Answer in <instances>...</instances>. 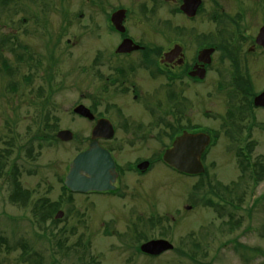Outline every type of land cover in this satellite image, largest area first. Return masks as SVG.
I'll use <instances>...</instances> for the list:
<instances>
[{
	"label": "rangeland",
	"instance_id": "rangeland-1",
	"mask_svg": "<svg viewBox=\"0 0 264 264\" xmlns=\"http://www.w3.org/2000/svg\"><path fill=\"white\" fill-rule=\"evenodd\" d=\"M3 1L0 39H8L11 28L18 26L14 35L19 43L13 53L5 43L0 47L9 68L5 72L0 63V264H264V180L253 186L237 156L242 148L251 163L264 161V109L247 105L264 90V55L245 44L239 60L226 59L227 54L234 56L233 46L241 40L229 44L223 39L201 86H189L186 126L216 136L202 157L205 175L189 178L160 161L172 141L168 109H177L170 93L156 91L148 99L153 106L145 111L131 94L111 89L99 102L104 92L89 86L93 81L87 64L104 36V14L93 3H104L108 12L121 6L135 9L141 0H52L63 6L61 17L52 13L49 18L53 36L55 31L60 36L52 53V43L41 41L44 31L25 35L23 15L12 16L9 0ZM158 12L166 16L165 7ZM194 24H187L190 30ZM92 25L98 27L95 32ZM246 32L255 33L256 28ZM92 95L96 114L116 120L115 139L122 145L116 153L122 168L118 190L74 193L69 198L62 181L72 158L86 149L91 126L72 109L80 101L87 108L93 105ZM120 103L125 104L123 114L137 120L140 133L146 132L136 146H128L125 129L118 125L120 113L114 104ZM156 103L162 107L155 113ZM61 129L70 130L72 140L56 139ZM156 154L142 176L125 170L128 160ZM15 179L25 198L10 201ZM214 191L233 204L207 205V197L218 201ZM44 201L54 209H42ZM59 210L62 220L53 222ZM152 239H165L174 250L156 257L142 255L138 246ZM78 242L86 248H78ZM182 249L193 251L195 260L183 256Z\"/></svg>",
	"mask_w": 264,
	"mask_h": 264
},
{
	"label": "flooded vegetation",
	"instance_id": "flooded-vegetation-1",
	"mask_svg": "<svg viewBox=\"0 0 264 264\" xmlns=\"http://www.w3.org/2000/svg\"><path fill=\"white\" fill-rule=\"evenodd\" d=\"M51 1L9 0L7 5L12 16L20 13L24 16L20 18V26H22L21 24L26 25L24 28L25 35H32L38 29L44 31L41 41L48 40L52 43L50 53L55 52L60 36L58 35L59 31H55L53 36L49 27V18L52 13L61 17L63 8L62 4H53ZM105 1L103 0V2ZM141 1L135 9L121 6L108 12L102 5L104 3H93V7L104 14L102 24L104 36L99 38V42H96L97 46H94L91 59L87 64L86 70L90 71L93 81L92 84L89 80V86L91 89L93 88V92H104L102 96L97 97L99 102L111 89V92L131 94V99L136 103H141L142 106L140 107L144 110L153 106L148 103V99L155 97L156 91L170 93L172 99L176 100L174 103L177 104V109L173 110L174 115L172 109L170 107L168 109L172 145L173 141L183 131L198 132L200 130L197 127L189 128L186 126L189 122L187 118L189 94L186 93L189 91V86L199 87L206 79L210 69L215 65L216 53H219L223 39H227L229 44H234L232 40H241L239 44L233 46L234 56L227 54L226 59L239 60V53L245 44H249L248 48L251 51L264 55V48L256 43V36L259 30L264 27V0H196L198 4L192 14L181 9L183 0ZM161 7L166 8L165 17L159 16L158 10ZM120 10H123L122 20L119 28H116L111 17L114 12ZM188 23H195L191 30L187 25ZM17 27L11 28L12 36L10 35L8 38L12 42L11 50L13 51L16 43H19L16 42L17 39L14 35L17 33ZM248 28H256V32L247 33ZM91 29L92 32H95L98 27L92 25ZM149 33L152 34L151 37ZM37 37L39 39L40 33ZM158 38H161L160 42L157 40ZM101 39H103V44L100 45ZM124 40H130L133 43L130 47L136 45L137 48L118 52L117 49ZM105 43L108 44L104 45ZM20 47L23 48V45ZM126 48L128 49L129 46ZM26 49L28 51V47ZM203 50L211 51L208 55L202 54ZM166 55L168 56L166 57ZM220 58L219 62H222L223 57ZM200 75L203 76L200 77ZM91 98L94 99L93 105H88V108L94 117L91 120L82 118L89 121L91 125L88 132L87 147L93 142L92 130L97 120L100 118L107 119L113 126V136L97 138L95 141L110 154L117 174L114 190L92 193H115L118 190L117 180L122 169L116 154L122 150L121 141L117 142L115 139L118 129L116 120L107 117V114H105L106 116L97 115L93 109L97 105L95 97L92 95ZM78 104L83 103L80 101L76 105ZM123 105L125 104H114L120 113L117 115L118 125H120L121 130L125 129L122 132H125V140L129 141L127 142L128 146H136L141 142V138L146 132L142 130L144 134L140 133L141 130L137 128V120L130 115L123 114L125 107ZM154 107L157 109L155 110L156 113L158 108L162 106L156 103ZM166 132L162 131L161 133L166 135ZM138 149L136 147L135 150ZM157 155L149 159H141L136 156L125 163V170L142 176L157 160ZM144 161L148 163L146 169L144 171L138 170V165Z\"/></svg>",
	"mask_w": 264,
	"mask_h": 264
},
{
	"label": "water",
	"instance_id": "water-1",
	"mask_svg": "<svg viewBox=\"0 0 264 264\" xmlns=\"http://www.w3.org/2000/svg\"><path fill=\"white\" fill-rule=\"evenodd\" d=\"M198 1L183 0L181 9L192 14L196 9ZM123 10L116 11L112 14L111 21L116 28H119L122 20ZM256 43L264 48V27H262L257 36ZM130 40H124L117 51H129L137 46H132ZM129 46L127 49L126 47ZM132 48V49H130ZM211 50H203L202 54H208ZM168 55H166L167 57ZM203 75H200L202 77ZM253 106L264 108V90L253 97ZM73 113L93 119L90 110L84 105H78L73 108ZM114 133L111 123L105 119L97 120L92 130L93 142L89 146L77 153L68 164V171L64 177L63 185L72 193H87L91 191H108L114 189V181L117 176L115 165L110 154L95 141L97 138H110ZM56 138L61 141H70L73 134L70 130H59ZM210 143V136L206 133H187L183 132L162 155L163 162L178 172L188 175H197L204 172L201 163V155ZM148 163L143 162L138 165V169L143 171ZM190 207L187 206L186 209ZM63 211H57L55 219L63 217ZM173 249V245L165 239H152L143 242L139 246L140 252L157 256L163 252Z\"/></svg>",
	"mask_w": 264,
	"mask_h": 264
},
{
	"label": "trees",
	"instance_id": "trees-1",
	"mask_svg": "<svg viewBox=\"0 0 264 264\" xmlns=\"http://www.w3.org/2000/svg\"><path fill=\"white\" fill-rule=\"evenodd\" d=\"M5 2H6V0L3 1V4H5ZM4 43L7 44L9 49L11 50L12 42L10 40L6 39V38L5 39H0V47ZM11 52H13V50H11ZM17 57H19V60L22 59V57L20 55H17ZM27 59H31V57H28ZM0 63L2 64V68L1 69H4L5 72L9 73V68H8V66L6 64L5 59L0 57ZM25 82L29 83L28 78H25ZM251 97H252V95H251ZM247 105H249L250 108H254L253 105H252V99L251 98L248 100ZM215 139H216V136H212V142H215ZM212 142H211V144H212ZM237 156L241 158L239 160V163H238L240 165V168H242L244 172H248V179L251 180L253 186L257 185L259 182L264 180V161L258 160L255 163H251V160H249V154L247 152H245L242 148L238 149ZM205 173H206V171L203 174H201L200 176L205 175ZM14 185H15V190H14V193L10 197V201H13L14 199H17V198H20V199L25 198V197H21L22 196V194H21L22 192L21 193L19 192L20 185H19V183L17 182L16 179L14 180ZM62 190L64 192H66L67 194H69V198H71V196L73 195L63 185H62ZM207 193L210 194L208 190H207ZM214 193H216V196H218V201L217 202H213L210 197H207L204 200V202L207 205L223 207L224 204H233L231 200L226 199L225 197H223V195L221 196L220 193H217L216 191H214ZM41 208L44 209V210L54 209L52 203H50V202H46L45 203V201L41 204ZM60 220H62V219H57V220L54 219L53 222L58 223ZM75 245H77V246L79 245L78 248H83V249L86 248V247H83V244L80 243V242L76 243ZM136 248H135V250H136ZM137 250H138V248H137ZM180 251H181L182 254H184L183 256L187 255L192 261L195 260V256L193 254V251L191 253H186L183 249L180 250Z\"/></svg>",
	"mask_w": 264,
	"mask_h": 264
}]
</instances>
